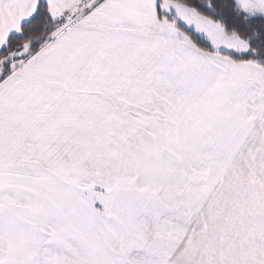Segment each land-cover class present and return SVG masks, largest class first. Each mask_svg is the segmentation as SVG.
<instances>
[{
	"label": "crops",
	"instance_id": "1",
	"mask_svg": "<svg viewBox=\"0 0 264 264\" xmlns=\"http://www.w3.org/2000/svg\"><path fill=\"white\" fill-rule=\"evenodd\" d=\"M45 1L53 19L68 15L67 22L36 55L0 83L1 182L87 181L83 157L89 156L91 143L74 140L69 149L65 135L95 133L92 119L99 115L194 117L187 109H179L181 105L185 108L187 100L177 95L171 99L169 113H144L145 101H152V96L158 101L163 91L172 93L163 79L171 74L178 78V61L185 70L186 54L191 50L224 58L234 68L219 71L220 91H228L229 97L227 102L220 98L219 120L214 122L220 130L208 131L205 143L213 144L206 148L242 149L248 147L224 144L264 142L262 66L201 51L177 27L175 16H171L174 21L159 18L160 3L156 21L147 23L143 0ZM236 1L245 13L253 15ZM37 5L38 0H0V53L8 38L34 15ZM99 108L105 113L99 114ZM63 149L79 150L75 157L81 159L73 162L79 171L29 172V166L47 165L45 152ZM54 156L58 166H70L65 153ZM114 173L109 178L112 188L101 193L105 200L98 201L97 192L86 193L69 185L53 193L56 195L26 189L29 238L16 239L18 247L13 249L1 244L0 264H212L219 260L216 255L197 253L200 239L193 234L163 244L161 198L156 203L150 195L159 206L157 213L151 212L156 206L151 207L146 192L126 190L118 183L129 181V175L117 169L110 174ZM17 191L1 190L0 197H17ZM169 224L164 228L171 227Z\"/></svg>",
	"mask_w": 264,
	"mask_h": 264
},
{
	"label": "rangeland",
	"instance_id": "2",
	"mask_svg": "<svg viewBox=\"0 0 264 264\" xmlns=\"http://www.w3.org/2000/svg\"><path fill=\"white\" fill-rule=\"evenodd\" d=\"M143 1L147 23L156 21L160 3L164 13L175 16V23H182L195 31L215 50L234 53L250 50L247 41L228 35L219 24L183 4L169 0ZM238 1L255 15L249 16L264 14L262 1ZM67 17L55 20H63L66 24ZM19 56L11 53L0 59V80L6 76L8 66L15 67L14 59ZM185 63L187 67L182 70L183 63L178 61V78L171 74V77L163 79L172 93L163 91L158 101H153L152 96V101L144 102V113H169L171 99L177 95L178 99L184 97L187 100L185 108L181 105L179 109H187L194 117L111 118L99 115L96 120L92 119L91 128L95 127V133L65 135L69 149L74 140L91 143L92 149L87 150L89 156L83 157L87 181H0V191L10 193L9 190L18 189L17 197H0V245L13 249L18 247L16 239L29 238V196L26 189L48 190L49 195H56L53 193L69 185L86 193L97 192V200H105L101 193L112 188L109 178L115 173H110L117 169L121 174L129 175V181L118 184L128 191L144 190L147 201L153 204L151 207L156 206L155 209L150 207L151 212H158L156 203L161 198L159 222L163 225V244H169L170 238L180 242L193 234L200 239L195 246L197 253H209L219 259L213 260L212 264H264V142L224 144L248 147L242 149L206 148L213 144L205 143L208 131L220 130L214 125L219 120L220 98L227 102L229 97L228 91H220L219 71L234 68L227 65L229 62L224 58L203 55L197 50L187 52ZM210 73L212 78L208 77ZM104 113L99 108V114ZM191 145L196 148H191ZM184 146L187 147L181 148ZM69 149L45 152L47 165L29 166V172L35 173L39 169L56 174L58 170L59 173L79 171L73 165L74 158L81 159L75 157L79 150ZM58 152L65 153L67 158L64 159L71 163L70 166L56 164L58 160L54 154ZM89 178L93 180L89 181ZM151 194L155 196L156 203ZM166 223L171 227L164 228Z\"/></svg>",
	"mask_w": 264,
	"mask_h": 264
},
{
	"label": "trees",
	"instance_id": "3",
	"mask_svg": "<svg viewBox=\"0 0 264 264\" xmlns=\"http://www.w3.org/2000/svg\"><path fill=\"white\" fill-rule=\"evenodd\" d=\"M174 1L219 24L228 35L238 36L240 39L247 41L250 46V50L246 53L217 51L195 31L181 23H176L177 27L188 36L198 49L210 54H219L234 62L257 63L264 68V17L249 16L241 10L235 0ZM158 16L161 19L174 20L173 17L163 14L160 7H158ZM64 25L63 20H55L51 17L45 0H38L34 15L20 26L17 33L8 38L5 48L0 53V59L6 58L11 53L21 55L14 59L15 67H7L6 76L0 80V83H3L14 71L36 55L45 44L55 37L57 31ZM24 51L25 53L22 54Z\"/></svg>",
	"mask_w": 264,
	"mask_h": 264
}]
</instances>
